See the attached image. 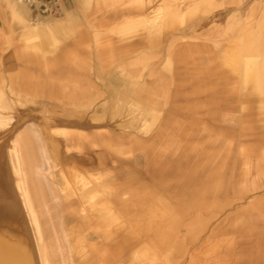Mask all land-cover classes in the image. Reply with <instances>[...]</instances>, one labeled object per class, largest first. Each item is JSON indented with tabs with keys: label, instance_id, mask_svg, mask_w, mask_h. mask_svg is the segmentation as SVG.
I'll use <instances>...</instances> for the list:
<instances>
[{
	"label": "rangeland",
	"instance_id": "rangeland-1",
	"mask_svg": "<svg viewBox=\"0 0 264 264\" xmlns=\"http://www.w3.org/2000/svg\"><path fill=\"white\" fill-rule=\"evenodd\" d=\"M112 1L130 48L80 105L0 79V199L41 264H264V93L239 77L264 62V0Z\"/></svg>",
	"mask_w": 264,
	"mask_h": 264
},
{
	"label": "crops",
	"instance_id": "crops-1",
	"mask_svg": "<svg viewBox=\"0 0 264 264\" xmlns=\"http://www.w3.org/2000/svg\"><path fill=\"white\" fill-rule=\"evenodd\" d=\"M207 1L209 6L206 10H219L214 7L217 2ZM112 2L65 0L60 8V19L42 21L35 30L27 24L32 15L25 7H14L11 0H0V79H10L11 86L14 80L19 79L22 87H32V95L36 84L42 87V93L37 96L52 94L61 97L64 105H80L88 95L87 82L104 78L103 53L109 48H130V16H124L118 5H112ZM221 4L224 6L221 9H226L223 0ZM35 38L38 41L36 45L33 43ZM230 56L234 64L231 60L228 63L235 70L237 57ZM127 57L125 62H121L128 63ZM246 61L243 60L242 65ZM250 62L256 66L252 80L260 88L258 67L264 62ZM243 68L241 66L239 77L241 84H246ZM71 80L78 82L71 84ZM72 96L80 99L72 101Z\"/></svg>",
	"mask_w": 264,
	"mask_h": 264
},
{
	"label": "bare ground",
	"instance_id": "bare-ground-1",
	"mask_svg": "<svg viewBox=\"0 0 264 264\" xmlns=\"http://www.w3.org/2000/svg\"><path fill=\"white\" fill-rule=\"evenodd\" d=\"M18 5L23 6V4ZM255 67L253 63L246 67L245 83L252 82L254 79ZM258 69L264 72V63L259 65ZM259 84L262 94L264 93V78ZM10 198L11 201L4 198L0 199V264H41L38 255L39 250L32 242L30 228L26 223L27 219L21 202L19 203L18 198H14V196H10ZM31 214L34 215L32 211Z\"/></svg>",
	"mask_w": 264,
	"mask_h": 264
},
{
	"label": "built area",
	"instance_id": "built-area-1",
	"mask_svg": "<svg viewBox=\"0 0 264 264\" xmlns=\"http://www.w3.org/2000/svg\"><path fill=\"white\" fill-rule=\"evenodd\" d=\"M19 4L34 9L39 15H55L64 0H15Z\"/></svg>",
	"mask_w": 264,
	"mask_h": 264
}]
</instances>
